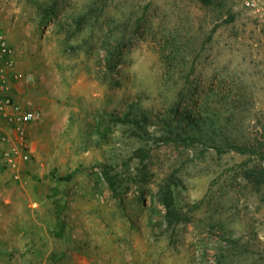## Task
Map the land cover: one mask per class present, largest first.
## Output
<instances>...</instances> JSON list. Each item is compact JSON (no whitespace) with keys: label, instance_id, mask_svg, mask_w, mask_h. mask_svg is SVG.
I'll return each instance as SVG.
<instances>
[{"label":"rangeland","instance_id":"rangeland-1","mask_svg":"<svg viewBox=\"0 0 264 264\" xmlns=\"http://www.w3.org/2000/svg\"><path fill=\"white\" fill-rule=\"evenodd\" d=\"M5 58L0 264H264V159L211 147L264 150V14L0 0ZM8 105L34 112L24 133ZM170 130L198 139L165 144Z\"/></svg>","mask_w":264,"mask_h":264},{"label":"trees","instance_id":"trees-1","mask_svg":"<svg viewBox=\"0 0 264 264\" xmlns=\"http://www.w3.org/2000/svg\"><path fill=\"white\" fill-rule=\"evenodd\" d=\"M123 54V50L116 51L115 48L109 50V62H111V67H115L120 62V56ZM189 116H186L188 118ZM119 121L122 123H128L131 122L128 118H120ZM169 135H164L160 137V141H162L165 144L168 143H176V144H189L194 143L197 141V137L189 135V136H183L181 132L174 133L170 130ZM208 145V144H207ZM218 152H230V151H237L240 153H252L257 154L260 158L264 159V150L261 148H258L256 146H251L248 144H238L235 142H227L225 146H221L218 144H215V146H211ZM145 151V150H144ZM146 155V154H145ZM113 185V183H111ZM173 200L171 197L167 198V206H168V218L172 221L174 217H176L178 214L172 207ZM225 256V255H224Z\"/></svg>","mask_w":264,"mask_h":264},{"label":"built area","instance_id":"built-area-1","mask_svg":"<svg viewBox=\"0 0 264 264\" xmlns=\"http://www.w3.org/2000/svg\"><path fill=\"white\" fill-rule=\"evenodd\" d=\"M243 3L252 11L259 14H264V0H243ZM1 46L3 53L8 51L6 40L3 37H1ZM12 68H14L13 60H11L10 58H5L3 62H0V76L3 77L8 72V70ZM24 79L29 82L32 80V76H26ZM8 108H10V110L6 111L4 116L8 117L10 115H15L16 118L11 119L17 126L18 131L20 133H24V127L22 126V124L30 122L34 118V112H32L31 110H21L19 106L11 108V106L8 105ZM4 155L6 157L8 156V153L3 154V157ZM9 158H7V160ZM2 159L3 158L0 157V162L2 161Z\"/></svg>","mask_w":264,"mask_h":264}]
</instances>
